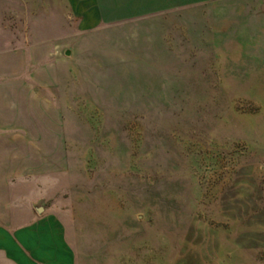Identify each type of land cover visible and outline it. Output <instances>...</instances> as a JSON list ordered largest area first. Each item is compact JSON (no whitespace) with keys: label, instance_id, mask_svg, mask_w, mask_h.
I'll return each instance as SVG.
<instances>
[{"label":"rangeland","instance_id":"rangeland-1","mask_svg":"<svg viewBox=\"0 0 264 264\" xmlns=\"http://www.w3.org/2000/svg\"><path fill=\"white\" fill-rule=\"evenodd\" d=\"M263 1L87 24L7 7L0 79L38 82L31 196L75 264H264Z\"/></svg>","mask_w":264,"mask_h":264},{"label":"crops","instance_id":"crops-1","mask_svg":"<svg viewBox=\"0 0 264 264\" xmlns=\"http://www.w3.org/2000/svg\"><path fill=\"white\" fill-rule=\"evenodd\" d=\"M199 1L204 0H0V23L6 22L7 7L21 23L50 22L38 17H56L57 22L67 23L72 13L77 23L87 24L115 23ZM259 8L264 14V1ZM13 51L0 53L8 56L0 58V70H6V65L10 71L19 69L15 58L20 53ZM24 54L36 57L34 51ZM37 88V80L0 79V261L75 264L63 220L31 196L45 195L39 193V186L46 184L37 172Z\"/></svg>","mask_w":264,"mask_h":264},{"label":"water","instance_id":"water-1","mask_svg":"<svg viewBox=\"0 0 264 264\" xmlns=\"http://www.w3.org/2000/svg\"><path fill=\"white\" fill-rule=\"evenodd\" d=\"M41 209V208H40Z\"/></svg>","mask_w":264,"mask_h":264}]
</instances>
